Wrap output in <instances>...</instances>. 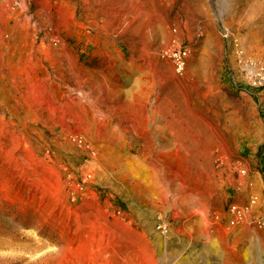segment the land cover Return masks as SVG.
I'll return each instance as SVG.
<instances>
[{
	"label": "rangeland",
	"instance_id": "obj_1",
	"mask_svg": "<svg viewBox=\"0 0 264 264\" xmlns=\"http://www.w3.org/2000/svg\"><path fill=\"white\" fill-rule=\"evenodd\" d=\"M13 1L0 264H264V0Z\"/></svg>",
	"mask_w": 264,
	"mask_h": 264
},
{
	"label": "built area",
	"instance_id": "obj_2",
	"mask_svg": "<svg viewBox=\"0 0 264 264\" xmlns=\"http://www.w3.org/2000/svg\"><path fill=\"white\" fill-rule=\"evenodd\" d=\"M166 56H169V58L173 60L177 73L184 74L189 58L188 47H182L180 45H176V47L172 51L166 53ZM242 173L245 174L246 172L242 171ZM255 202L256 200H253L251 206H253ZM250 208H251L250 206L247 207H241L239 205L232 206L231 212L234 215V220L231 223V225L236 226L241 221H244V219H246L247 215L249 214ZM254 223L259 226H262L263 224L261 220L255 221Z\"/></svg>",
	"mask_w": 264,
	"mask_h": 264
},
{
	"label": "bare ground",
	"instance_id": "obj_3",
	"mask_svg": "<svg viewBox=\"0 0 264 264\" xmlns=\"http://www.w3.org/2000/svg\"><path fill=\"white\" fill-rule=\"evenodd\" d=\"M12 2H14L13 0H5V2H3L4 4H2L1 3V0H0V8H6L7 10H10L11 9V6H12ZM18 2V1H17ZM49 2V1H48ZM60 2H61V8H62V6L65 4L64 3V0H60ZM71 2V1H70ZM89 2V1H88ZM46 3V2H45ZM18 4V3H17ZM34 4L36 5V7H43L44 6V4H43V1L42 0H34ZM56 4V3H55ZM70 4V3H69ZM20 5V4H19ZM89 5V4H88ZM22 6L24 7V9H29L31 6H30V3L28 2V0H23L22 1ZM67 6V5H66ZM33 7V6H32ZM47 7V6H46ZM14 8V7H13ZM21 8V7H20ZM71 8V7H70ZM41 9V8H40ZM45 9V8H44ZM51 9V8H50ZM36 10V9H35ZM53 10V9H52ZM76 10V9H75ZM47 11V10H46ZM27 13V12H26ZM54 13V12H53ZM35 14H37V13H35ZM34 14V15H35ZM41 14V13H40ZM43 14V13H42ZM70 14H72V13H70ZM2 15V14H1ZM16 15V14H15ZM24 15V14H23ZM44 15V14H43ZM51 15V14H50ZM57 18H58V20H57V22H58V24H62L64 21H63V19H64V14H63V11H58L57 12ZM3 16V15H2ZM9 16V15H8ZM39 16V15H38ZM66 16V15H65ZM18 17V16H17ZM24 17V16H23ZM31 17V16H30ZM46 17V16H45ZM67 17V16H66ZM70 17V16H69ZM4 18V17H3ZM56 18V19H57ZM11 19V18H10ZM26 19V18H25ZM30 19V18H29ZM42 19H44V18H42ZM47 19V18H46ZM51 19V18H50ZM69 19V18H68ZM4 20V19H3ZM76 20V19H75ZM39 21V20H38ZM37 21V22H38ZM43 21V20H42ZM56 21V20H55ZM63 21V22H62ZM9 22H11V21H9ZM72 22H73V20H72ZM47 23V22H46ZM53 23V22H52ZM40 24V23H39ZM54 25V24H53ZM57 25V24H56ZM55 25V26H56ZM60 25H58V29L55 31V34H57V33H59V26ZM57 28V27H56ZM69 28V27H68ZM65 31V30H64ZM62 32V31H61ZM60 35V34H59ZM58 36V35H57ZM47 40H48V38H47ZM141 58V57H140ZM139 58V59H140ZM143 58V57H142ZM146 58V57H145ZM149 58V57H148ZM143 60V59H142ZM83 96H85V95H83ZM86 97H87V95H86ZM90 97V96H89ZM148 97H150V95L148 96ZM85 99V98H84ZM89 99V98H88ZM99 111V110H98ZM156 114V113H155ZM165 118V117H164ZM153 119V118H152ZM149 124V123H148ZM152 124V123H151ZM168 124V123H167ZM170 124V123H169ZM168 124V125H169ZM172 125V124H171ZM154 128V127H153ZM166 128V127H165ZM171 130V129H170ZM172 134H174V133H172ZM170 135V134H169ZM168 138V137H167ZM162 140V139H161Z\"/></svg>",
	"mask_w": 264,
	"mask_h": 264
}]
</instances>
